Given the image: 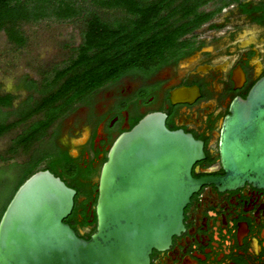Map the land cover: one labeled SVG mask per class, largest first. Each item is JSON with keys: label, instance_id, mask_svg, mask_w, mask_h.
<instances>
[{"label": "flooded vegetation", "instance_id": "obj_1", "mask_svg": "<svg viewBox=\"0 0 264 264\" xmlns=\"http://www.w3.org/2000/svg\"><path fill=\"white\" fill-rule=\"evenodd\" d=\"M199 11L213 15L162 58L95 91L50 126L56 124L46 143L53 141L63 157L53 159L55 173L48 171L75 191L72 212L63 222L78 237L89 240L95 233L98 180L113 142L148 114H162L167 130L202 144L204 158L191 169L194 180L226 176L219 152L224 121L233 102L245 100L264 77V0H219ZM180 89L192 94L173 103L172 93ZM101 93L107 98L98 111ZM149 260L264 264V189L248 182L233 188L201 185L183 210V230L166 249L152 250Z\"/></svg>", "mask_w": 264, "mask_h": 264}, {"label": "water", "instance_id": "obj_2", "mask_svg": "<svg viewBox=\"0 0 264 264\" xmlns=\"http://www.w3.org/2000/svg\"><path fill=\"white\" fill-rule=\"evenodd\" d=\"M191 94L180 89L171 99L184 102ZM219 152L226 176L194 180L202 144L167 130L162 114L146 115L108 152L89 240L63 222L75 191L48 170L38 171L18 187L0 218V264H149L152 250L166 249L183 230V210L201 185L248 182L264 189V77L231 105Z\"/></svg>", "mask_w": 264, "mask_h": 264}, {"label": "trees", "instance_id": "obj_3", "mask_svg": "<svg viewBox=\"0 0 264 264\" xmlns=\"http://www.w3.org/2000/svg\"><path fill=\"white\" fill-rule=\"evenodd\" d=\"M216 1L219 0H0V33L18 49L26 44L24 25L71 20L87 11L85 6L121 14L105 21L95 12H86L87 26L82 43L75 49V58H70L65 68L53 67L39 74V81L26 77L25 88L34 95H28L19 105L16 120L10 124L1 111L12 108L15 97L0 94V137L13 127L30 122L13 145L27 153L34 144L44 142L50 126L76 103L87 102L100 88L116 84L124 76L144 70L145 65L162 58L179 38L212 17L213 14H204L199 9ZM48 142L45 148L50 155L38 157L36 151L24 162L11 187L7 185L0 191V218L27 178L43 170L55 173L53 159L63 154L54 152L53 141ZM45 161L46 166L39 169Z\"/></svg>", "mask_w": 264, "mask_h": 264}, {"label": "rangeland", "instance_id": "obj_4", "mask_svg": "<svg viewBox=\"0 0 264 264\" xmlns=\"http://www.w3.org/2000/svg\"><path fill=\"white\" fill-rule=\"evenodd\" d=\"M215 6L210 5L208 7ZM85 8L87 11H83L77 18L71 20L61 22L45 20L34 25H24L22 33L26 39V44L23 48L18 49L11 45L8 43L5 34L0 33V94H11L15 97L12 108L1 111L6 114L7 124L16 120L15 112L27 96L34 95L33 91L25 88L26 77L39 81V74L48 72L53 67L59 70L65 68L70 64V58H75L77 54L75 49L82 43V34L87 26L84 17L86 12H95L105 21H111L121 16L119 12L103 13L92 7L85 6ZM106 98L107 95H104V93L99 94L97 100L100 101L96 105V110L99 111L102 100ZM81 115H85V111L82 110ZM28 123L13 127L0 137V191L7 185L8 188L11 187L15 175L23 170L24 162L36 151H38L36 153L38 157L50 155L48 148H45L47 138L44 139V142L34 144L27 153L24 152L22 147L13 146L16 137ZM69 123L71 121L67 122V124ZM55 127L56 124L52 126V128ZM64 131L66 134L68 129L65 128ZM63 140L61 139V141ZM61 141L60 143H62ZM52 149L54 152H60L57 146ZM45 166L46 161L38 168L42 169Z\"/></svg>", "mask_w": 264, "mask_h": 264}]
</instances>
